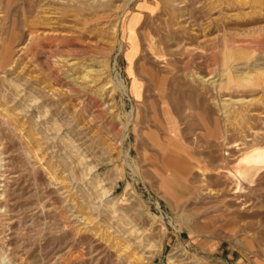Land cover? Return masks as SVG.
Segmentation results:
<instances>
[{
  "label": "rangeland",
  "instance_id": "obj_1",
  "mask_svg": "<svg viewBox=\"0 0 264 264\" xmlns=\"http://www.w3.org/2000/svg\"><path fill=\"white\" fill-rule=\"evenodd\" d=\"M263 152L264 0H0V264H264Z\"/></svg>",
  "mask_w": 264,
  "mask_h": 264
},
{
  "label": "bare ground",
  "instance_id": "obj_2",
  "mask_svg": "<svg viewBox=\"0 0 264 264\" xmlns=\"http://www.w3.org/2000/svg\"><path fill=\"white\" fill-rule=\"evenodd\" d=\"M240 7V6H239ZM258 29V28H257ZM256 29V30H257ZM261 31V30H260ZM263 31V30H262ZM256 33V32H255ZM201 51V50H200ZM200 53H202V52H200ZM210 77V76H209ZM120 88V87H119ZM126 89H124V91H125ZM257 153V152H256ZM253 156V155H252ZM245 163H246V165H249V164H251V163H255V164H264V152L263 153H261V154H258L256 157H254V158H249V159H247V160H245ZM246 168H247V166H246ZM258 168V167H257ZM244 169V168H243ZM247 170V169H246ZM247 172V171H246ZM245 175V174H244ZM242 179V178H241ZM237 181H238V179H237ZM4 260H2V262H3Z\"/></svg>",
  "mask_w": 264,
  "mask_h": 264
},
{
  "label": "crops",
  "instance_id": "obj_3",
  "mask_svg": "<svg viewBox=\"0 0 264 264\" xmlns=\"http://www.w3.org/2000/svg\"><path fill=\"white\" fill-rule=\"evenodd\" d=\"M166 111V112H165ZM165 111H163L164 112V114L166 115V116H168L167 114L169 113H167V110H165ZM170 113L172 114L173 112L171 111V109H170ZM170 124V123H169Z\"/></svg>",
  "mask_w": 264,
  "mask_h": 264
}]
</instances>
